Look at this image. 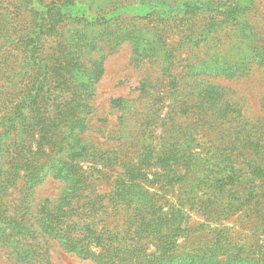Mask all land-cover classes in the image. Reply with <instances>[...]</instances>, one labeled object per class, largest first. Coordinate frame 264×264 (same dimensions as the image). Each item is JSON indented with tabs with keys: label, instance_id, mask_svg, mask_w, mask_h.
I'll list each match as a JSON object with an SVG mask.
<instances>
[{
	"label": "trees",
	"instance_id": "trees-1",
	"mask_svg": "<svg viewBox=\"0 0 264 264\" xmlns=\"http://www.w3.org/2000/svg\"><path fill=\"white\" fill-rule=\"evenodd\" d=\"M15 1V10L23 11L22 16L27 12L28 17L33 14L35 24L29 22L30 26L23 30L7 32L0 43V51L4 50L0 55V225L5 224L9 229L13 224L16 230L8 233V238H14V245L8 242L0 245L5 264H51V249L55 243L63 251L97 256L95 252L84 253L83 243L89 238L87 233L85 235V225L89 224L90 217L104 210L101 200L92 203L101 194L94 193L78 167L87 156L114 155L126 137L133 138V148L142 144V134L149 133L148 136L154 138L150 127L155 119L149 118L148 109L163 106L167 99L170 100L169 111L157 120L160 121V139L171 145L182 143L181 137L183 140L194 135L208 137L210 132L217 136L209 140H218L230 130V125L223 127L230 121L237 127L241 122L244 128L255 127L256 122L251 123L244 114L242 107L247 102L238 91L220 82L214 83L210 77L245 78L252 76L255 69L264 68V39H258L262 38L260 34L248 27L250 18L256 15L257 0H142L153 6L152 13L163 16L161 21L164 25L165 12L166 19L173 25L185 17L192 18L190 34L185 39H191L205 50L196 55L199 59L197 69L199 73L204 71V79L191 76L197 85L189 86L181 85L180 81L188 83L185 76L167 71L166 61L160 59L161 54L154 52L148 39L136 33L139 27L136 21L141 19L139 15L127 16L133 20V27L127 25L111 33L115 37L113 43L102 41L99 45L92 44L91 35L86 33L89 37L81 43V53L78 49L69 51L74 45H79L70 39L69 31L60 35L57 45L48 42L47 37L56 33L57 25L75 20L83 21L89 27L115 23L109 14L138 0ZM68 6L82 8L83 18L78 17L79 13L64 12V7ZM7 11L8 8L1 16L9 17ZM150 15L147 13L142 18L147 19ZM89 16H94V20L89 21ZM107 34L106 30L100 33V40ZM127 41L134 42V63L146 64L144 59H148L146 62L150 64L156 62L160 66V74L155 76L147 72L137 88L138 97L111 98L110 108L119 111V115L115 129H111L108 136L118 144L113 149H102L92 142L90 155H85L88 144L82 134L90 128L92 98L95 85L104 73L105 51H118ZM247 41L252 45H247ZM17 50L23 59L19 70L10 77L12 69L6 68L10 66L6 59L15 56ZM168 73L176 81L168 84ZM72 90L74 92L69 95ZM85 92H88L86 96ZM205 93L212 94L216 100L212 104L204 102ZM262 105L264 107V103ZM181 156L174 159L175 164L182 165L180 161L187 157V153ZM243 174L241 170L230 169L221 178L213 176L212 186L217 189V194L222 191L236 194L244 183ZM49 178L61 183L60 194L36 204V190ZM243 186L245 188L247 184ZM16 192L17 196L14 195ZM112 192L113 197L117 196L116 190ZM119 195L131 204L130 193L119 192ZM249 195L251 197L252 194ZM109 206L115 213L123 208V205L112 203ZM28 209L33 211L27 214L25 210ZM201 248L203 245L192 249L191 255L203 263L205 259L218 260L217 254L207 255ZM263 260L264 257L260 256L255 262Z\"/></svg>",
	"mask_w": 264,
	"mask_h": 264
},
{
	"label": "rangeland",
	"instance_id": "rangeland-1",
	"mask_svg": "<svg viewBox=\"0 0 264 264\" xmlns=\"http://www.w3.org/2000/svg\"><path fill=\"white\" fill-rule=\"evenodd\" d=\"M257 2L256 15L250 18L248 27L254 28L262 37L258 39L263 40L264 0ZM14 4L16 6L17 1L0 0V43L7 32L23 30L30 26L29 22L35 24L33 14L28 17L27 12L22 16L23 11L17 12ZM7 8L9 17L1 16ZM152 8L149 3L138 0L111 12L108 17H113L115 23L89 27L83 21H66L57 25V30H54L56 33L47 37L48 42L57 45L60 35L69 31L70 39L79 43L69 51L75 52L78 49L81 53V43L89 37L86 33L91 35L92 44L112 42L115 37L111 33L116 28L127 25L129 28L133 27V20L127 16L139 15L141 19L136 21L139 25L136 33L148 39L154 52L161 54L160 59L166 61V70L178 73L180 77L185 76L188 83L180 81L181 85H197L191 76L204 79V71L199 73L197 69L199 59L196 55L205 50L191 39H185L190 34L192 18L185 17L183 21L173 25L171 20L166 19L165 12L164 25L161 21L163 16L152 13ZM63 11L73 15L79 13L77 16L83 18L80 7L68 6ZM165 11L169 12L167 7ZM147 13L151 15L143 19ZM174 13L176 14V10ZM88 20H94V16H89ZM35 28L36 26L33 29ZM105 30L109 34L100 40L99 35ZM133 44L134 42L127 41L118 51H105L107 57L103 62L104 73L95 85L92 98L90 128L82 134L88 144L85 155H90L89 146L92 142L102 146V149H113L118 144L113 139L109 140L108 136V132L115 129L119 115V111L110 108L111 98L138 97L137 88L147 72L155 76L160 74V66L156 62L150 64L146 62L148 59H144L146 64L134 63ZM247 45L252 44L247 41ZM247 45L244 46L247 48ZM3 51H0V55ZM21 58L23 59V55L17 50L15 56L6 59L10 66L3 67L12 69L10 77L19 70ZM0 59L2 63V57ZM258 69L254 70L252 76L245 78L210 77L214 83L220 82L236 89L245 99L247 103L242 108L249 121L256 122L254 128H244L243 122L237 127V124H231L230 121L223 125L227 128L230 125V130L218 140L210 141V138L216 139L217 136L210 132L208 137L194 135L184 140L181 137L182 143L178 145L165 143L159 137L161 129L157 119H162L168 110L170 100L167 99L163 106L147 110L149 118L155 119L154 125L150 127L154 138L148 136L149 133L142 134V144L133 148V138L126 137L121 149L115 151L114 155H97L95 158L87 156L82 160L78 168L82 169L88 184L95 190L94 193L102 195L92 203H99L101 200L104 210L98 211L97 215H89L90 222L85 225V235L87 233L89 238L83 243L84 253L95 252L97 256L63 251L55 243L51 249V264H264V260L255 262L256 258L264 257V68ZM173 80L176 81V78L168 73L167 83ZM73 92L72 90L69 95ZM87 94L85 92V96ZM202 100L212 104L216 98L205 93ZM259 117V120H254ZM183 153H187V157L180 161L183 164H175L174 159H179ZM230 169L244 172V183L236 194H226L224 191L217 194V189L212 186L213 176L221 178ZM245 183L247 186L242 188ZM60 190L61 183L47 179L36 190V204H42L48 197L60 194ZM114 190L117 192L115 197L112 196ZM119 192L130 193L131 204ZM14 195L17 196L18 192ZM216 198L218 201H215ZM110 203L123 205V208L115 213L110 211ZM25 211L30 214L33 210ZM10 230L16 232L13 224L9 229L5 224L0 225L1 246L7 242L14 245V238H8ZM202 245L203 252L206 251L207 255L212 252L217 254L218 260L205 259L203 263L194 258L191 250ZM257 249L260 254L256 252ZM5 262L4 254H0V264Z\"/></svg>",
	"mask_w": 264,
	"mask_h": 264
}]
</instances>
